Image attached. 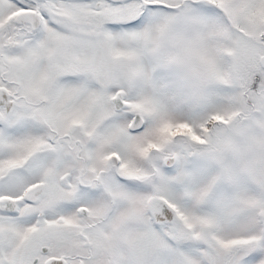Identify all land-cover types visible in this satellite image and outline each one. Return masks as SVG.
<instances>
[{
	"label": "snow or ice",
	"instance_id": "snow-or-ice-1",
	"mask_svg": "<svg viewBox=\"0 0 264 264\" xmlns=\"http://www.w3.org/2000/svg\"><path fill=\"white\" fill-rule=\"evenodd\" d=\"M0 264H264V0H0Z\"/></svg>",
	"mask_w": 264,
	"mask_h": 264
}]
</instances>
